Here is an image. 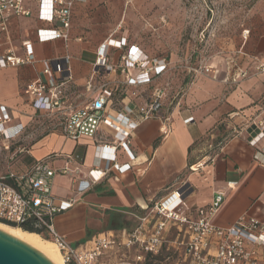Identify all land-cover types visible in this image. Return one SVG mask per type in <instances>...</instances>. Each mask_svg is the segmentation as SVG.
<instances>
[{
    "label": "crops",
    "instance_id": "crops-1",
    "mask_svg": "<svg viewBox=\"0 0 264 264\" xmlns=\"http://www.w3.org/2000/svg\"><path fill=\"white\" fill-rule=\"evenodd\" d=\"M106 1L75 3L66 41H39L37 31L53 27L35 17L28 36L18 40L12 50L24 62L0 69V106L10 116L9 126L23 127L21 135L10 142L13 153L20 151L7 173H24L36 161L46 159L56 172L52 196L75 201L53 218L57 233L73 246L88 247L101 233L131 231L139 217L148 215L154 205L176 191L182 193L185 212L194 215L210 203L215 192H222L224 202L212 220L216 227L227 228L241 217L263 220L264 34L245 54L247 64L223 76L216 71L197 78L178 103L171 109L161 108L158 117L142 120L136 116L138 125L126 141L132 159L114 143L115 133L104 125L95 137L73 141L62 133V112L43 118L35 111L34 98L25 89L41 77L44 61L51 66L59 63L66 70L62 75L54 73L65 105L81 106L103 86L111 93L107 112L112 116L125 107L144 106L124 95L127 78L136 77L140 71H122L130 47L107 45L108 41L121 44L123 35L116 26L119 22L110 25V11L102 5ZM27 42L32 51L28 61L23 47ZM101 45L106 48L109 70L101 68L96 73ZM133 47L146 55L141 47ZM8 52L0 48V55ZM155 78L152 76L150 84ZM89 80L92 88L87 91ZM119 88L124 89L123 95L113 99V89ZM187 118L192 121L185 124ZM104 146L115 148V163L128 169H112L92 184L87 174L97 160V150ZM61 170L67 174L59 173ZM228 183L236 185L230 189ZM258 252L264 259V248Z\"/></svg>",
    "mask_w": 264,
    "mask_h": 264
},
{
    "label": "built area",
    "instance_id": "built-area-1",
    "mask_svg": "<svg viewBox=\"0 0 264 264\" xmlns=\"http://www.w3.org/2000/svg\"><path fill=\"white\" fill-rule=\"evenodd\" d=\"M38 3V20L53 28L37 31L41 42L55 39H68L71 22V9L74 3L86 0H33ZM20 2V0H19ZM28 16L29 12L19 5L11 6L0 0V27L3 29L12 14ZM125 37L121 38L123 47ZM110 42V41H109ZM107 43V45L109 44ZM26 61L32 55L30 44L24 43ZM106 48L101 45L97 51L95 72L106 65ZM122 69H137L136 77H128L126 84L137 87L151 83L152 76L157 77L166 69L164 60H150L147 55L130 47L124 58ZM24 60L16 58L12 52L0 55V69L16 66ZM66 70L59 63L51 66L42 62L41 77L26 87V92L34 100L33 108L41 117H49L62 112V133L70 140L95 137L98 128L104 125L115 133V144L122 147L130 159L126 141L137 127L136 116L140 119L158 117L161 113L160 90L154 92L149 104L139 107H125L117 115L107 112L111 93L103 86L98 89L94 98L81 105H65L59 97L54 73L62 75ZM92 82L86 83L90 91ZM10 116L0 106V140L5 148L23 132L21 125L9 126ZM187 118L184 123H190ZM162 133L165 130L161 129ZM112 150V154L110 153ZM115 148L104 146L97 150V160L87 176L92 184L100 181L109 171L116 169L126 171L127 165L115 163ZM104 153H107L104 156ZM257 160V159H256ZM264 166V162L260 163ZM55 171L47 164L46 159L36 161L26 172L7 173L0 177V221L14 224L16 227L30 226L40 230L56 246L63 264H264L258 249L264 248V218L241 217L227 228L212 224L224 202V194L214 193L210 203L196 210L195 215L185 212V204L180 191L173 192L168 198L154 205L148 215L138 218V224L129 232H105L99 234L88 247L73 246L57 233L53 218L70 209L74 199L56 200L51 194ZM67 174L66 170L59 171ZM236 183H228L233 189ZM151 219V223H150ZM169 235L173 239L167 240Z\"/></svg>",
    "mask_w": 264,
    "mask_h": 264
},
{
    "label": "rangeland",
    "instance_id": "rangeland-1",
    "mask_svg": "<svg viewBox=\"0 0 264 264\" xmlns=\"http://www.w3.org/2000/svg\"><path fill=\"white\" fill-rule=\"evenodd\" d=\"M4 1L29 12L28 16L12 14L3 29L0 27V48L12 52L17 41L28 36L35 17L38 19V3ZM102 5L110 11V25L120 23L116 26L128 45L141 47L150 60L165 61L166 69L152 84L128 86V95L124 94L146 105L160 90L162 109L175 106L197 78L216 71L223 76L247 64L245 54L264 34V0H107ZM114 45L118 47L119 42ZM123 93L122 88L113 89V99ZM5 144L0 141V176L12 169L20 151L13 153L14 146L5 148ZM172 239L173 235L167 237Z\"/></svg>",
    "mask_w": 264,
    "mask_h": 264
},
{
    "label": "water",
    "instance_id": "water-1",
    "mask_svg": "<svg viewBox=\"0 0 264 264\" xmlns=\"http://www.w3.org/2000/svg\"><path fill=\"white\" fill-rule=\"evenodd\" d=\"M0 264L53 263L21 239L0 230Z\"/></svg>",
    "mask_w": 264,
    "mask_h": 264
},
{
    "label": "bare ground",
    "instance_id": "bare-ground-1",
    "mask_svg": "<svg viewBox=\"0 0 264 264\" xmlns=\"http://www.w3.org/2000/svg\"><path fill=\"white\" fill-rule=\"evenodd\" d=\"M114 44L108 45L116 47ZM0 230L21 239L22 241L36 249L38 252H40L42 255H44L53 264H63L61 255L59 254L53 242L45 240L35 233L24 231L22 229H19L18 227H9L1 223Z\"/></svg>",
    "mask_w": 264,
    "mask_h": 264
},
{
    "label": "trees",
    "instance_id": "trees-1",
    "mask_svg": "<svg viewBox=\"0 0 264 264\" xmlns=\"http://www.w3.org/2000/svg\"><path fill=\"white\" fill-rule=\"evenodd\" d=\"M129 47H131V46L127 44V39H126V37H125V39H124V45H123L122 48L127 49V48H129ZM0 223H1V224H4V225H6V226H9V227H16L14 224L7 223V222H4V221H0ZM21 229L24 230V231H27V232L35 233V234L39 235V236L42 237V238H45V239L50 240V239H49L46 235H44L40 230L34 229V228H32V227H30V226H28V225H27V226H26V225H25V226H22Z\"/></svg>",
    "mask_w": 264,
    "mask_h": 264
}]
</instances>
